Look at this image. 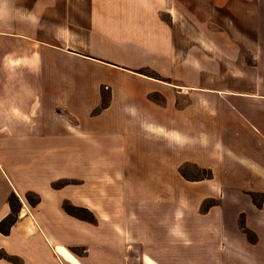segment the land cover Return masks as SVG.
I'll use <instances>...</instances> for the list:
<instances>
[{"label":"crops","instance_id":"1","mask_svg":"<svg viewBox=\"0 0 264 264\" xmlns=\"http://www.w3.org/2000/svg\"><path fill=\"white\" fill-rule=\"evenodd\" d=\"M142 14L130 1L0 0V221L12 192L22 203L0 233V264H71L61 247L81 264H160L163 247L205 258L206 245L221 264L219 247L230 257L242 240L241 214L257 237L241 242L245 263L264 264L261 68L225 78L214 58L177 59L162 45L144 65L162 80L139 73L141 50L111 38L173 34ZM101 87L109 104L93 115ZM185 164L213 178L188 181ZM63 179L84 189L51 186ZM29 191L41 198L34 207ZM248 192L262 195L261 208ZM209 199L217 204L202 212ZM65 200L96 222L65 213Z\"/></svg>","mask_w":264,"mask_h":264},{"label":"rangeland","instance_id":"2","mask_svg":"<svg viewBox=\"0 0 264 264\" xmlns=\"http://www.w3.org/2000/svg\"><path fill=\"white\" fill-rule=\"evenodd\" d=\"M92 1H130L132 4L142 9V16L147 17L151 24L153 20H156L158 29L164 28L169 30V32L172 31V35H166L165 37L159 36L157 38L151 36L150 33L145 34L143 32H141V36L111 38L114 41H121L125 45L134 46L141 50L139 61L142 66L138 69L139 72L154 74L146 68L147 66H144L149 63L151 48L154 47L160 51L162 45H167L177 59H181V57L185 58L188 55L190 58L196 57V55L214 58V62L217 63L218 69L220 70L219 73L225 78L234 73H239V75L243 77L249 74L251 77L258 72L257 69L261 68L260 75L261 79L264 80V53H262L264 52L262 51L264 47V0ZM167 10H170L171 14L168 13ZM151 24L149 25L148 23L144 25L143 28L148 29L151 27ZM151 28H154V26ZM126 34L128 35L129 33ZM246 34H250L254 37V44L251 43L249 45L245 38ZM185 53H188V55ZM193 53H195L194 56H192ZM195 65L197 66L198 63L195 62ZM211 66H213V64ZM237 67L241 68L237 71ZM246 67L250 68V71H248ZM251 69L253 70L251 71ZM212 72L214 71L212 70ZM104 92L109 94L106 89H104ZM58 111L60 113L62 112L61 110ZM73 169L74 167L70 166L62 167V171L66 172H70ZM188 171L191 173L194 172L190 167ZM74 183H76L75 185H77L78 188L83 187L84 189V186H82L83 182L80 181V179H74ZM239 234L243 241H245L244 238L248 240L241 229L239 230ZM237 240L240 243L235 247L236 249L232 255L234 259L232 258V260H229L230 257H232H229V253H231L229 248L224 245L219 247L220 252L223 253L221 264H246L244 246L241 243L242 240L240 237H237ZM172 248L163 247L160 254L166 257V260H161L160 264H218L213 260V252L216 248L214 246L206 245L203 247L205 249V258L199 255L195 257L197 247L192 246L185 249L184 246H177ZM193 249H195V255L192 254ZM219 249H216V252H218ZM72 250L79 256L85 255L84 247ZM190 251V256L183 253ZM67 252L72 259L77 260L69 251ZM224 257L227 258L225 259ZM12 259L15 260V257ZM77 262L79 261L77 260ZM144 263L157 264L147 257L144 258ZM79 264L81 263L79 262ZM134 264L137 263L135 262ZM139 264H143L142 260Z\"/></svg>","mask_w":264,"mask_h":264},{"label":"trees","instance_id":"3","mask_svg":"<svg viewBox=\"0 0 264 264\" xmlns=\"http://www.w3.org/2000/svg\"><path fill=\"white\" fill-rule=\"evenodd\" d=\"M139 73H143V72H139ZM152 77L162 80L161 78L157 77V75L155 74ZM104 89H105L104 87H101V104L98 108H96L93 111V115L98 114L101 110L106 108L109 104V94H106L104 92ZM153 98L155 99L156 97L153 96ZM189 167L194 170L193 173L188 171ZM179 173L184 179L188 181H201V180L213 178V173L210 169L200 168L193 164L183 165L182 167L179 168ZM73 183H74L73 181L62 180V181H57L55 183H52L51 186L54 189H60L68 184H73ZM247 194L251 197L255 206L258 208H261L262 201H263L262 195L259 193H254V192H248ZM25 196H26L28 203L32 207L36 206L41 201L40 196L32 191L27 192ZM8 204L10 206L11 212L8 216H6L3 220L0 221V233L5 236L9 235L11 226L17 221L20 208L22 207L21 201L19 200V198L14 192H12L9 195ZM216 204H217L216 200H213V199L206 200L202 205L201 211L206 212L210 207L215 206ZM62 209L64 210L65 213H67L68 215L80 221H85V222H90V223L96 222L94 215L88 209L83 208V207L73 206L66 200L62 204ZM239 227L241 231L245 233L249 242L251 243L256 242L257 237L251 230H249L246 227L243 214H241L239 218ZM3 257H4V254L0 253V258H3Z\"/></svg>","mask_w":264,"mask_h":264},{"label":"bare ground","instance_id":"4","mask_svg":"<svg viewBox=\"0 0 264 264\" xmlns=\"http://www.w3.org/2000/svg\"><path fill=\"white\" fill-rule=\"evenodd\" d=\"M59 252L63 255L64 258H66L71 264H79L77 260H74L70 257L69 253L64 248H58Z\"/></svg>","mask_w":264,"mask_h":264},{"label":"water","instance_id":"5","mask_svg":"<svg viewBox=\"0 0 264 264\" xmlns=\"http://www.w3.org/2000/svg\"><path fill=\"white\" fill-rule=\"evenodd\" d=\"M57 112H59V111H57Z\"/></svg>","mask_w":264,"mask_h":264}]
</instances>
